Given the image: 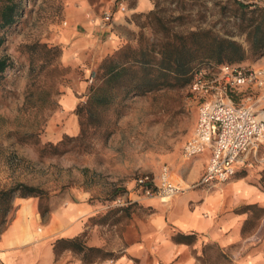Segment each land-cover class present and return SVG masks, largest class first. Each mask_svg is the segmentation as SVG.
<instances>
[{"label":"rangeland","instance_id":"374dc122","mask_svg":"<svg viewBox=\"0 0 264 264\" xmlns=\"http://www.w3.org/2000/svg\"><path fill=\"white\" fill-rule=\"evenodd\" d=\"M151 1L150 10L132 13L128 23L120 26L122 38L111 52L97 60L91 56L86 63H74L65 56L77 37L70 30V0H23L15 23L0 31V55H8L12 61L0 78V189L18 184L43 189L42 198L35 196L43 218H48L54 208L70 211L75 202L96 203L100 210L90 216V228L99 226L123 239L124 231L134 225L136 218L149 213V206L140 202L138 195L155 196L146 195L137 185V178L143 174L153 176L161 166L178 160L197 122L200 100L192 91L191 81L157 92L134 93L124 97L121 105L89 121L86 113H77L76 105L72 113L79 130L73 133L76 122L69 120L62 99L73 90L78 103H85L91 88L102 82L100 66L106 57L126 45L158 43L168 35L203 28L242 43L248 55L238 63L264 65V50H249L242 25L252 14L239 7V2L264 6V0ZM89 2L102 17L101 29L111 30L107 37L112 39L115 10L125 11L137 0ZM108 12L112 13L110 20L105 19ZM79 32H84L82 27ZM44 43L48 48L41 47ZM210 63L215 64L206 61L203 65ZM259 94L252 95L256 98ZM260 104L264 106V97ZM249 162L242 170L252 171L264 189V143ZM46 207L49 210L43 214ZM248 229L254 234L251 251L262 254L257 264H264V225ZM89 234L85 231L81 235L86 245ZM199 251L203 264H249L237 262L233 252L218 246L206 244Z\"/></svg>","mask_w":264,"mask_h":264},{"label":"crops","instance_id":"0c3cea01","mask_svg":"<svg viewBox=\"0 0 264 264\" xmlns=\"http://www.w3.org/2000/svg\"><path fill=\"white\" fill-rule=\"evenodd\" d=\"M151 7V0H137L125 11L116 9L111 27L113 37L109 39L111 30L101 29L102 17L89 0H70L67 8L70 30L77 37L66 51V58L74 63H86L91 56L97 60L106 55L122 38L120 26L128 23L127 18ZM80 27L83 33L79 32ZM78 101L73 90L62 99L64 111L70 114L69 120L76 122L73 133L79 130L77 117L72 113ZM209 156L207 150L199 156L187 159L181 155L178 160H171L167 165L171 178L184 190L171 197L138 195L140 202L149 206V213L137 217L134 225L124 231L123 239L99 226L90 228V216L93 211L95 214L100 210L96 203L93 206L89 202H75L74 209L64 212L54 208L48 218H43L37 197L14 198L9 220L0 231V264H85L72 250H65L59 256L55 250L57 238L79 236L85 231L90 233L89 246L121 251L118 258H103L90 264H203L199 249L208 243L230 250L237 262L259 263L263 255L251 251L254 234L248 232V228L264 225L262 184L252 171L242 170L247 164H241L237 174L224 184L200 185ZM162 168L155 173L157 181ZM176 232L195 233L199 241L194 244L177 242L173 239ZM246 248H249L247 255Z\"/></svg>","mask_w":264,"mask_h":264},{"label":"trees","instance_id":"16d2710c","mask_svg":"<svg viewBox=\"0 0 264 264\" xmlns=\"http://www.w3.org/2000/svg\"><path fill=\"white\" fill-rule=\"evenodd\" d=\"M23 0H0V31L15 23L21 12ZM239 7L251 12L247 22L242 24L247 33L249 50H264V6L239 2ZM3 43L0 38V45ZM32 48H34L33 45ZM158 46V47H157ZM41 47L48 48L47 44ZM59 50L58 47H54ZM248 49L239 41L219 36L210 29H199L184 34L174 33L158 43H141L139 47L126 45L115 54L106 57L100 66L101 83L92 87L85 103H78L76 111L80 116L86 113V121L104 113L113 106L123 103L124 97L134 93L157 92L169 87L184 86L191 82L195 71L206 61L217 65L238 63L247 58ZM206 60V61H205ZM196 62H199L194 66ZM12 64L8 55H0V78ZM119 96H123L121 99ZM84 126V122L82 123ZM82 131L85 128L82 127ZM44 190L37 186L18 184L0 189V231L6 226L9 214L13 210L16 196H39ZM49 209L42 210L43 214ZM173 239L181 243H194L195 233L176 232ZM216 246L215 243H208ZM55 250L59 254L72 250L79 254L85 264L103 258H118L120 254L101 247L86 245L83 236L61 237L55 241ZM159 264H164L160 262Z\"/></svg>","mask_w":264,"mask_h":264},{"label":"built area","instance_id":"2783aa9c","mask_svg":"<svg viewBox=\"0 0 264 264\" xmlns=\"http://www.w3.org/2000/svg\"><path fill=\"white\" fill-rule=\"evenodd\" d=\"M124 8V7H123ZM112 13L108 12L106 20ZM192 91L200 100L198 119L182 149L185 158L210 156L200 185L215 187L231 180L241 164H250L252 155L264 143V65L250 67L241 63H213L199 67L192 78ZM260 92L254 97L253 93ZM243 95L239 101L236 96ZM143 174L136 180L148 196L179 194L184 189L163 166L158 176Z\"/></svg>","mask_w":264,"mask_h":264}]
</instances>
